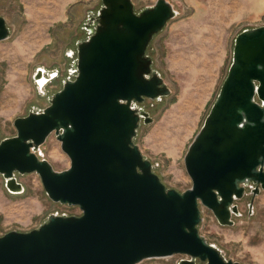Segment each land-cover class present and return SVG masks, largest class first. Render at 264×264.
<instances>
[{"label": "water", "instance_id": "water-1", "mask_svg": "<svg viewBox=\"0 0 264 264\" xmlns=\"http://www.w3.org/2000/svg\"><path fill=\"white\" fill-rule=\"evenodd\" d=\"M177 13L168 0L138 12L132 0H102L85 26L89 37L77 44L75 78L47 107L17 117L14 136L2 138L0 127L7 188L23 192L16 173H37L53 202L81 210L1 235L0 264H138L175 254L190 257L179 264H241L198 226L202 207L220 225H234L247 188L250 208L264 190V25L236 36L227 75L184 157L192 185L179 191L134 142L141 122L153 121L137 103L171 93L148 47ZM10 32L0 16V41ZM55 76L39 66L34 80L42 88ZM52 133L70 159L61 171L37 153Z\"/></svg>", "mask_w": 264, "mask_h": 264}, {"label": "rangeland", "instance_id": "rangeland-1", "mask_svg": "<svg viewBox=\"0 0 264 264\" xmlns=\"http://www.w3.org/2000/svg\"><path fill=\"white\" fill-rule=\"evenodd\" d=\"M138 12L156 0H132ZM177 15L157 33L148 47L153 67L171 89L168 96L137 103L153 121L141 122L134 142L152 161L153 170L168 188L191 187L184 157L200 130L227 75L236 36L247 28L264 25V0H168ZM102 0H0L10 36L0 41V127L2 138L14 136V120L40 111L77 71V44L89 37L85 27L98 13ZM39 66L46 77L40 88L34 80ZM37 153L56 170L70 166L55 133ZM24 191L6 186L0 175V236L22 231L47 220L55 209L81 212L78 206L53 202L37 173L19 174ZM249 189V188H247ZM251 195L237 200L240 215L232 226L220 225L212 211L202 207L199 232L241 264H264V190L250 208ZM190 257L175 254L138 264H179ZM198 264H204L197 261Z\"/></svg>", "mask_w": 264, "mask_h": 264}, {"label": "built area", "instance_id": "built-area-1", "mask_svg": "<svg viewBox=\"0 0 264 264\" xmlns=\"http://www.w3.org/2000/svg\"><path fill=\"white\" fill-rule=\"evenodd\" d=\"M68 207H70V206H68ZM79 211H81L80 208H79ZM53 214L68 216V215H79V214H81V212H71V211L65 210V209H55Z\"/></svg>", "mask_w": 264, "mask_h": 264}, {"label": "crops", "instance_id": "crops-1", "mask_svg": "<svg viewBox=\"0 0 264 264\" xmlns=\"http://www.w3.org/2000/svg\"><path fill=\"white\" fill-rule=\"evenodd\" d=\"M45 221V220H44ZM44 221L40 222L38 225L34 226V227H31V228H28V229H23L22 231H29L31 229H34V228H37L39 227Z\"/></svg>", "mask_w": 264, "mask_h": 264}, {"label": "flooded vegetation", "instance_id": "flooded-vegetation-1", "mask_svg": "<svg viewBox=\"0 0 264 264\" xmlns=\"http://www.w3.org/2000/svg\"><path fill=\"white\" fill-rule=\"evenodd\" d=\"M51 74L53 75V73H51ZM54 75H55V73H54ZM45 81H47V80H45L44 78L41 80L42 83L45 82ZM247 191L250 193L251 198H252L251 188L247 189Z\"/></svg>", "mask_w": 264, "mask_h": 264}, {"label": "bare ground", "instance_id": "bare-ground-1", "mask_svg": "<svg viewBox=\"0 0 264 264\" xmlns=\"http://www.w3.org/2000/svg\"><path fill=\"white\" fill-rule=\"evenodd\" d=\"M45 82H46V81H45ZM45 82H43V83H45ZM41 83H42V82H41ZM43 83H42V84H43Z\"/></svg>", "mask_w": 264, "mask_h": 264}]
</instances>
